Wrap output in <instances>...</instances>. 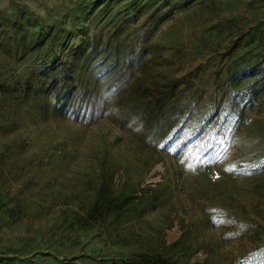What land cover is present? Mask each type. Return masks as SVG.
I'll list each match as a JSON object with an SVG mask.
<instances>
[{
	"label": "rangeland",
	"instance_id": "374dc122",
	"mask_svg": "<svg viewBox=\"0 0 264 264\" xmlns=\"http://www.w3.org/2000/svg\"><path fill=\"white\" fill-rule=\"evenodd\" d=\"M252 64L264 0H0V264H238L264 237V78L232 80L252 96L200 159L119 96Z\"/></svg>",
	"mask_w": 264,
	"mask_h": 264
},
{
	"label": "trees",
	"instance_id": "16d2710c",
	"mask_svg": "<svg viewBox=\"0 0 264 264\" xmlns=\"http://www.w3.org/2000/svg\"><path fill=\"white\" fill-rule=\"evenodd\" d=\"M240 40L241 38L232 42L227 49L228 54L238 46ZM231 74L232 77L225 78L226 84L223 87L215 83L208 88L196 85L186 77L143 84L138 76L132 86L120 94V106L126 112H135L141 125L149 130L150 137L161 138V149L165 150L174 143L178 153L190 143L196 145L195 157L200 159L210 153L216 145L226 118L233 113L235 102L241 101L245 104L252 96L247 90H235L232 80L257 76L260 81L264 78V68L252 64L243 69L234 68ZM202 92L204 99L198 104L195 94L200 95ZM196 105L200 108L198 114L193 117ZM61 108L65 110L63 105ZM163 125L165 128L162 129ZM228 217L235 224L232 233L248 229L249 224L237 220L234 213L228 212ZM2 257L0 255V259ZM125 261L131 264L163 263L161 259L147 254H138ZM238 264H264V237L242 254Z\"/></svg>",
	"mask_w": 264,
	"mask_h": 264
}]
</instances>
